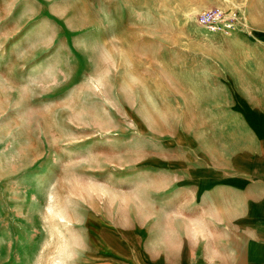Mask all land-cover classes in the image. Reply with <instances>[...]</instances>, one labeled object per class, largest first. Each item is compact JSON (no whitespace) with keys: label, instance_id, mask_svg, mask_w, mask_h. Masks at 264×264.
Returning a JSON list of instances; mask_svg holds the SVG:
<instances>
[{"label":"rangeland","instance_id":"rangeland-1","mask_svg":"<svg viewBox=\"0 0 264 264\" xmlns=\"http://www.w3.org/2000/svg\"><path fill=\"white\" fill-rule=\"evenodd\" d=\"M259 179L264 0H0V264H167Z\"/></svg>","mask_w":264,"mask_h":264},{"label":"crops","instance_id":"crops-1","mask_svg":"<svg viewBox=\"0 0 264 264\" xmlns=\"http://www.w3.org/2000/svg\"><path fill=\"white\" fill-rule=\"evenodd\" d=\"M231 189L233 201L222 202L230 228L206 235L198 244L184 242L167 264H264V179ZM150 264L165 263L157 258Z\"/></svg>","mask_w":264,"mask_h":264}]
</instances>
